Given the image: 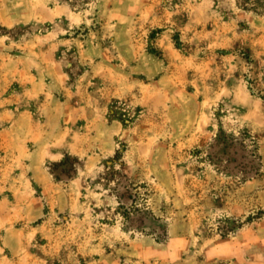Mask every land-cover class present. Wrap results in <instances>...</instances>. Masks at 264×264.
<instances>
[{"label": "rangeland", "instance_id": "rangeland-1", "mask_svg": "<svg viewBox=\"0 0 264 264\" xmlns=\"http://www.w3.org/2000/svg\"><path fill=\"white\" fill-rule=\"evenodd\" d=\"M0 264H264V15L0 0Z\"/></svg>", "mask_w": 264, "mask_h": 264}, {"label": "trees", "instance_id": "trees-1", "mask_svg": "<svg viewBox=\"0 0 264 264\" xmlns=\"http://www.w3.org/2000/svg\"><path fill=\"white\" fill-rule=\"evenodd\" d=\"M236 3L244 10L264 15V0H236ZM218 138L220 142L225 139L220 134ZM247 140H250L249 144H247ZM226 145L228 146V144ZM230 145L236 147V153H238L237 148L242 149L243 154L241 155V159L237 160V158H235L233 161L236 164L234 168L231 169V159L221 160L218 158L219 161L216 166L219 170L223 169L232 171L235 175L239 176L243 180H247L251 176V173L258 174L261 171L263 166V156L260 152V146L256 139L249 135V132L244 131L240 136H233L231 138Z\"/></svg>", "mask_w": 264, "mask_h": 264}]
</instances>
